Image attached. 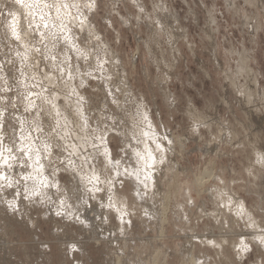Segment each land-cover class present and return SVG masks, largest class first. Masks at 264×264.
Masks as SVG:
<instances>
[{"label":"rangeland","instance_id":"rangeland-1","mask_svg":"<svg viewBox=\"0 0 264 264\" xmlns=\"http://www.w3.org/2000/svg\"><path fill=\"white\" fill-rule=\"evenodd\" d=\"M28 2L58 50L29 35L43 17L0 0V264H264V0ZM45 91L65 105L62 147L43 137Z\"/></svg>","mask_w":264,"mask_h":264},{"label":"bare ground","instance_id":"bare-ground-1","mask_svg":"<svg viewBox=\"0 0 264 264\" xmlns=\"http://www.w3.org/2000/svg\"><path fill=\"white\" fill-rule=\"evenodd\" d=\"M27 1H29L28 3H30V0H27ZM27 1L26 0H23V5L25 4V6L27 5ZM39 3V2H38ZM22 4V3H21ZM37 3H35V5L32 3V5H33V8H31V11H30V8H29V6L28 7H25L26 8V10H27V8H29V11H27V12H30V14H31V12L33 11V15L35 16V18H41V17H43V19L42 20H44L42 23L41 22H39V23H41V24H39V23H37L36 21V23L38 24V27H39V25H40V27L39 28H37L36 29V31L34 30L33 31V33L32 32H30L29 33V35L30 34H32L33 35V37H35V38H37V39H39V40H45L46 41V46H41L40 48H41V52L43 53V55H44V51H45V53L46 54H48V55H50V56H55L56 55V52H57V50H58V48H57V43L58 42H56V39H54L53 37H52V34H51V31H52V28L54 29H56L57 28V31H58V27L57 26H54L53 24V22H52V20L50 19V16H46L45 15V13H46V9L43 7V6H37L36 5ZM44 5V4H43ZM19 6H20V3H19ZM34 6H37V7H34ZM22 8H24V7H22ZM25 10V9H24ZM65 11V9H61V8H58L57 9V19H58V17H60L62 20H67L68 18L65 16V14L66 13H63ZM67 12V11H66ZM50 15V14H49ZM34 16L32 17V20L34 19ZM67 16H68V14H67ZM84 16V15H83ZM35 20V19H34ZM33 20V21H34ZM39 21H40V19H39ZM61 21V20H60ZM35 23V24H36ZM14 25H15V27L17 26L16 25V23H14ZM58 25V24H57ZM62 25V27L64 26V27H66L67 29H65V28H63V31H62V34H63V38L62 39H65V40H67L66 42L67 43H69V44H71L72 46H74L75 47V51L78 53L79 51H80V49H79V47H77L76 46V44H75V41H74V39H73V37L70 35V30H69V28L67 27V24L66 23H63V24H61ZM60 25V23H59V27L61 26ZM22 26V25H21ZM37 27V26H36ZM61 27V28H62ZM22 28H20V30H21ZM25 29H26V31H25V34L27 33V28L25 27ZM24 29V30H25ZM31 29V28H30ZM23 30V31H24ZM60 31H61V29H59ZM20 32H22V31H20ZM20 32L17 30V28H15L13 31H11V33H10V35L11 36H14L13 38H21V37H24V36H22L23 35V32H22V35L20 34ZM28 32H29V30H28ZM28 34V33H27ZM28 37V36H27ZM62 37V36H61ZM24 39H26V36L24 37V38H21V39H19L20 41H22V40H24ZM24 45L26 46L25 47V51L24 50H22L23 52H24V54L26 53V56H27V58H28V55L32 52V51H27V49H28V44L26 45L25 44V42H24ZM67 53V52H66ZM64 54V53H63ZM67 55V54H66ZM34 56V55H33ZM37 59V58H36ZM31 61H32V59H31ZM28 63V62H27ZM29 63H32V62H29ZM49 63H50V68L52 69L53 68V65H56V66H59V62H57V64L53 61V60H49ZM28 66H29V64H28ZM33 66V65H32ZM32 66H29V67H32ZM36 67V66H35ZM49 68V69H50ZM104 68V67H103ZM36 69V68H35ZM30 70V69H29ZM59 71H61V68L59 67V69H58ZM250 72V71H249ZM32 74V73H31ZM34 74V73H33ZM42 75V74H41ZM51 75L52 74H50V76L48 77V75H46V76H44V77H41L40 75H39V79L40 80H42L44 83H46V86H47V88H50V89H52L51 90V92L52 91H56V92H58V93H61V94H63V87H66L64 84H60V82H57L56 81V78H54V77H51ZM36 76H38V74H36ZM35 78V77H34ZM37 78V77H36ZM42 81L41 82H38V84L39 83H42ZM68 81V80H67ZM66 81V82H67ZM37 83V82H36ZM61 85L62 87L61 88H59V89H57L55 86H53V85ZM68 84V83H67ZM70 84V83H69ZM68 84V85H69ZM45 86V87H46ZM51 86V87H50ZM34 87V86H33ZM46 88V89H47ZM39 89H42V88H39ZM39 89H38V91H39ZM44 90H46L45 88H43ZM50 89H48V90H50ZM43 90V91H44ZM42 91V92H43ZM39 92H41V90L39 91ZM38 92V93H39ZM49 92V93H48ZM50 91H45V93H47V94H45L44 93V97H45V100H46V103H49V106H48V108L45 110L44 109V112L42 111V116H44V118L42 119V125H43V127H47L49 130H50V132L52 133V135L53 136H51L50 134H48L49 133V131L48 132H45L44 133V136L43 137H45V138H47V137H49L48 139H49V144H48V146H51L52 144L53 145H58V146H61L62 147V145H63V143H64V141L63 140H65V139H63V135L60 133V128L62 127L63 129L64 128H68L67 126L69 125V123H68V119H67V117L65 116V114H64V110H63V107L65 106V105H60V103H58L57 102V100H56V97H58V93L56 94V93H51ZM254 93V92H253ZM37 94V93H36ZM42 94V93H41ZM55 94H56V96H55ZM251 94V93H250ZM33 95V94H32ZM35 95V94H34ZM41 96V95H40ZM255 96V95H254ZM253 96V97H254ZM32 98V97H31ZM37 98V97H36ZM39 98V97H38ZM248 99V98H247ZM32 100V99H31ZM31 100L29 101V99H28V102L30 103V105H31ZM43 101H44V99H42ZM35 101V100H34ZM40 101V100H39ZM32 103H33V101H32ZM45 103V102H44ZM44 105V104H43ZM42 105V106H43ZM47 107V106H46ZM140 109V108H139ZM42 110H43V108H42ZM77 112L80 114V107H78V109H77ZM145 112V111H144ZM141 113V112H140ZM139 113V114H140ZM146 113V112H145ZM142 114L143 113H141V116H142ZM144 115V114H143ZM144 116H146V117H144ZM143 116V118L145 119V120H147L146 118H147V116L148 115H144ZM138 117H140V116H138ZM145 120H143V121H145ZM149 121V122H148ZM148 123L149 124H151L150 122V120L148 119ZM146 122V121H145ZM146 122V123H147ZM146 123H144V124H146ZM146 124V125H149V124ZM143 124V125H144ZM140 125V124H139ZM142 126V125H141ZM145 126V125H144ZM139 127V126H138ZM143 128V127H142ZM147 128H149L150 129V125H149V127H147ZM134 129H135V127H134ZM146 129V128H145ZM148 129V130H149ZM144 131V130H143ZM142 131V132H143ZM150 131V130H149ZM134 132V131H133ZM138 132V131H137ZM136 132V133H137ZM147 132V131H146ZM145 132V133H146ZM152 132V131H151ZM135 133V132H134ZM140 134H141V131L139 132ZM144 133V132H143ZM153 133V132H152ZM48 134V135H47ZM135 135V134H134ZM143 135H145V134H143ZM25 136V135H24ZM136 136V135H135ZM138 136V135H137ZM41 139V138H40ZM46 140V139H45ZM31 142H32V140H30ZM41 141H42V139H41ZM31 142H26V144H29L28 145V148H27V150H26V152H29L30 154L33 152H35V151H33V150H36L37 148L35 147L37 144L34 142V143H31ZM46 142V141H45ZM48 142V141H47ZM144 142H146V141H144ZM144 142H143V144H144ZM69 145H72V143L71 144H69ZM69 145H67V144H65V147H64V149L66 150L67 148H70V146ZM104 146V145H103ZM75 147H77V146H75ZM39 148V147H38ZM71 148H73V147H71ZM143 148H144V150H143V153H141V155L140 156H142L141 158L142 159H144V157H145V160H140V161H142L141 163L143 164V165H145L146 163L148 164L147 166H149L151 163H153V160H155V158H154V155H152L153 153H152V151L149 149V147L148 146H146L145 144L143 145ZM75 149V148H74ZM73 149V150H74ZM77 149H78V147H77ZM41 152V151H40ZM39 152V153H40ZM45 152V151H44ZM137 153H138V151H136ZM39 153H37V154H39ZM50 153H51V151H50ZM41 154V153H40ZM73 154V153H72ZM77 154V153H76ZM107 155H109V154H107ZM144 155V156H143ZM261 155V154H260ZM33 155H31V157H32ZM42 157V156H41ZM41 157H39V156H37V155H35V157L33 158L32 157V160H33V165H34V169H37V175H43V171L45 170H43V168H44V164H43V160H41L42 158ZM72 157V156H71ZM135 157H136V154H135ZM40 160H39V159ZM107 159H109L108 157H106ZM137 158H139V159H141L140 157H138V155H137ZM138 159V160H139ZM137 160V159H136ZM259 160L261 161V162H263L264 163V155H261V156H259ZM74 161V160H73ZM110 162H111V160H109ZM5 162V161H4ZM9 162V161H8ZM95 163V162H94ZM140 163V164H141ZM150 163V164H149ZM10 164V163H9ZM112 164V163H111ZM138 164H139V161H138ZM73 165V164H72ZM68 167H70L69 165H68ZM73 167H74V165H73ZM79 167V166H78ZM140 167V166H139ZM138 167V168H139ZM143 166H141V168H142ZM46 168V167H45ZM141 168H140V170H141ZM147 168V167H146ZM145 168V166L143 167V169L141 170L142 172H138V169H136L135 171H131V172H134V174H133V176L136 178V179H138L139 181L141 180L142 181V176H140L144 171L146 172V169ZM73 169V168H72ZM134 169V168H133ZM148 169V168H147ZM74 170H76L78 173H80V174H82V176H83V171H82V169L80 168H77L76 167V165H75V169ZM144 170V171H143ZM149 170H150V168H149ZM148 171V170H147ZM149 172H151V170L149 171ZM147 173V174H152V172L151 173ZM41 173V174H40ZM46 173V172H45ZM74 174V173H73ZM75 174H77V173H75ZM92 174V175H91ZM93 174L94 173H90V175H89V173H88V177H89V179H92L93 178ZM132 174V173H131ZM154 174V173H153ZM152 174V175H153ZM38 176V184H37V187L34 189V192H35V190H38L39 191V189H42V188H44L45 186H47V185H50L51 183H53L52 181H50L49 179H48V177H46V174H44L45 176ZM48 175V174H47ZM99 175V174H98ZM142 175H144V177L146 178V175H145V173H143ZM79 177V175L77 174V175H75L74 177ZM81 176V175H80ZM148 176V175H147ZM148 177H149V179H148ZM147 177V179H145V182H146V180L148 181H150L151 179L152 180H154V178H153V176H152V178L150 179V175ZM80 178V177H79ZM141 178V179H140ZM75 179V178H74ZM78 179V178H77ZM76 179V180H77ZM78 180H80V179H78ZM77 180V181H78ZM134 180V179H133ZM54 181V180H53ZM56 181V180H55ZM54 181V182H55ZM113 181V180H112ZM115 181V180H114ZM137 181V180H136ZM140 181V182H141ZM148 181V182H149ZM81 182H82V178H81ZM80 181H79V183H81ZM138 182V181H137ZM143 182H144V180H143ZM153 182V181H152ZM55 183H57V181L55 182ZM54 183V184H55ZM111 183V182H110ZM53 185V184H52ZM56 186H57V184H55ZM110 186V185H109ZM112 186H113V184H112ZM112 186H111V188H112ZM76 187V186H75ZM95 187V186H94ZM46 188V187H45ZM79 188V187H78ZM47 189V188H46ZM45 189V191H47ZM76 189V188H75ZM114 188H112V191H114L113 190ZM44 190V189H43ZM32 192H30L31 194L33 193V190H31ZM45 191H43V192H45ZM110 192L109 191V196H110V198H111V200H110V202L112 203V205H114L115 207H117V209H116V212H117V214H118V216L120 215H123L122 213L124 212V209H122V208H120V207H118V202L120 201V197H119V195L118 194H115L114 192ZM42 191H41V193L44 195V193H43ZM34 194V193H33ZM36 194V193H35ZM80 194V193H79ZM138 194V193H137ZM140 194V193H139ZM138 194V195H139ZM40 195V194H39ZM42 195V196H43ZM77 195V194H76ZM82 195V194H81ZM84 195V194H83ZM108 195V194H107ZM118 195V196H117ZM41 196V195H40ZM45 196V195H44ZM44 196H43V198H44ZM108 196V197H109ZM76 197V199H77V196H75ZM81 196H79L78 198L81 200V198H80ZM83 198H85L86 199V197H83ZM83 198H82V200H83ZM91 198H93V197H91ZM73 199H74V197H73ZM82 200L80 201V202H82ZM87 200V199H86ZM74 201L75 200H73V203H74ZM79 201V200H78ZM84 201V200H83ZM65 201H63V203H62V205H64V206H66L64 209H66L65 211H66V215H68L69 216V214H70V210L68 209V208H70V207H68L67 205H66V203H64ZM68 202V201H67ZM71 202H72V197H71ZM76 203V202H75ZM83 204H84V202H82ZM82 203H80V204H82ZM86 203V202H85ZM82 204V205H83ZM84 206V205H83ZM114 207V208H115ZM72 208H73V206H72ZM84 208V207H83ZM120 208V209H119ZM74 209V208H73ZM73 209H71V210H73ZM85 209V208H84ZM76 210V209H75ZM128 210V209H127ZM64 211V210H63ZM64 211V212H65ZM244 210H242V212H243ZM242 212H240V213H242ZM125 213V212H124ZM75 214V213H74ZM74 216V215H73ZM72 216V217H73ZM75 218V217H74ZM106 219V218H105ZM82 220V219H81ZM84 221V220H83ZM87 221V220H86ZM251 222V221H250ZM84 223H86L87 224V222H84Z\"/></svg>","mask_w":264,"mask_h":264},{"label":"snow or ice","instance_id":"snow-or-ice-1","mask_svg":"<svg viewBox=\"0 0 264 264\" xmlns=\"http://www.w3.org/2000/svg\"><path fill=\"white\" fill-rule=\"evenodd\" d=\"M18 3H23V0H18Z\"/></svg>","mask_w":264,"mask_h":264}]
</instances>
